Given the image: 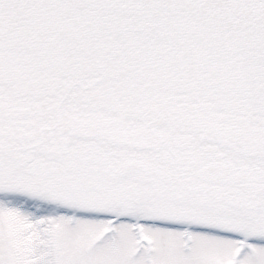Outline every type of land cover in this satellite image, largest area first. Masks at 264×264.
Returning <instances> with one entry per match:
<instances>
[{
  "label": "snow or ice",
  "instance_id": "1",
  "mask_svg": "<svg viewBox=\"0 0 264 264\" xmlns=\"http://www.w3.org/2000/svg\"><path fill=\"white\" fill-rule=\"evenodd\" d=\"M0 264H264V0H0Z\"/></svg>",
  "mask_w": 264,
  "mask_h": 264
}]
</instances>
